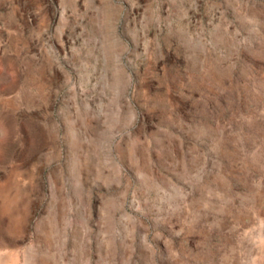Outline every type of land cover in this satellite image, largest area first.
I'll return each instance as SVG.
<instances>
[{
  "label": "rangeland",
  "instance_id": "1",
  "mask_svg": "<svg viewBox=\"0 0 264 264\" xmlns=\"http://www.w3.org/2000/svg\"><path fill=\"white\" fill-rule=\"evenodd\" d=\"M0 264H264V0H0Z\"/></svg>",
  "mask_w": 264,
  "mask_h": 264
}]
</instances>
